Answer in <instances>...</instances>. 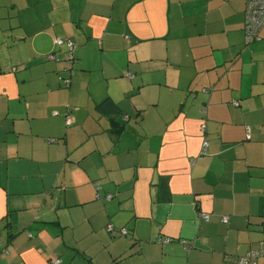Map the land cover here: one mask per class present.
Masks as SVG:
<instances>
[{"label":"crops","instance_id":"crops-1","mask_svg":"<svg viewBox=\"0 0 264 264\" xmlns=\"http://www.w3.org/2000/svg\"><path fill=\"white\" fill-rule=\"evenodd\" d=\"M245 2L0 0V264L264 248V26L247 45ZM56 39L76 45L70 86Z\"/></svg>","mask_w":264,"mask_h":264},{"label":"built area","instance_id":"built-area-1","mask_svg":"<svg viewBox=\"0 0 264 264\" xmlns=\"http://www.w3.org/2000/svg\"><path fill=\"white\" fill-rule=\"evenodd\" d=\"M229 2L230 0H224ZM246 26H245V41L246 44H252L258 40H260V31L264 26V0H246ZM56 45L58 47L67 46L68 50L64 57H60L55 53H51L48 55L49 60L53 61H64L66 64L70 65L73 64L72 61L74 60V50L76 45L71 41H65L63 39H56ZM74 76L73 69H70V76L69 77H59L60 81L64 83L65 86H70L72 77ZM70 120H68L69 122ZM206 151V150H205ZM207 218V217H205ZM109 232H114V229L111 227L106 228ZM170 239H159L160 243L166 244L169 243ZM247 262L246 260H242V263ZM58 264V261L54 262Z\"/></svg>","mask_w":264,"mask_h":264},{"label":"trees","instance_id":"trees-1","mask_svg":"<svg viewBox=\"0 0 264 264\" xmlns=\"http://www.w3.org/2000/svg\"><path fill=\"white\" fill-rule=\"evenodd\" d=\"M56 54V53H55ZM58 55V54H57ZM60 56V55H59ZM61 57V56H60ZM75 74V73H74ZM60 80V79H59ZM62 83V82H61ZM108 198H111V196H108ZM202 215V214H201ZM207 217V218H205ZM202 218L205 219V220H209V217L208 215H202ZM223 222H228L227 218H224L223 219ZM159 239H170L171 241L169 243H166V244H163V243H160L159 242ZM158 240H157V243L158 244H161V245H168V244H171L173 242V239L170 238V237H160ZM182 244L185 246V248H187L188 250L191 249V246H192V242L191 241H188V240H182ZM258 259H264V248L262 249H259V250H252V251H249L245 256H242V257H239V258H234L232 259L234 262H238V263H241L242 264V260H246L247 262L245 263H253L255 264L257 262ZM60 263V260H56ZM55 262V261H54ZM52 263V264H55V263ZM58 263V264H59Z\"/></svg>","mask_w":264,"mask_h":264},{"label":"rangeland","instance_id":"rangeland-1","mask_svg":"<svg viewBox=\"0 0 264 264\" xmlns=\"http://www.w3.org/2000/svg\"><path fill=\"white\" fill-rule=\"evenodd\" d=\"M74 65L76 66V63L72 64L71 68L73 69V72L75 73Z\"/></svg>","mask_w":264,"mask_h":264}]
</instances>
